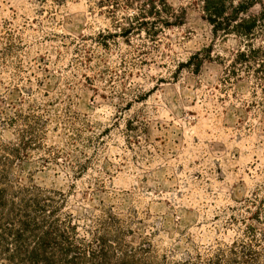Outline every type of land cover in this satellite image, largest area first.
I'll use <instances>...</instances> for the list:
<instances>
[{
  "label": "rangeland",
  "instance_id": "obj_1",
  "mask_svg": "<svg viewBox=\"0 0 264 264\" xmlns=\"http://www.w3.org/2000/svg\"><path fill=\"white\" fill-rule=\"evenodd\" d=\"M145 1L0 0V183L65 195L115 257L234 244L264 264V0H224L213 23L167 0L155 33Z\"/></svg>",
  "mask_w": 264,
  "mask_h": 264
},
{
  "label": "trees",
  "instance_id": "obj_2",
  "mask_svg": "<svg viewBox=\"0 0 264 264\" xmlns=\"http://www.w3.org/2000/svg\"><path fill=\"white\" fill-rule=\"evenodd\" d=\"M107 1L100 3L107 6ZM156 1H161V8ZM224 4V0H202L209 22L221 16ZM136 8L135 19H154L153 33L159 31V24L167 26L177 17L167 0H146ZM7 192L8 187L0 183V264H156L147 257L146 248L122 251L115 257L108 232L81 236L74 215L64 210L65 195H29V188L12 195ZM251 255L233 244L229 253L217 252L205 261L186 264H251Z\"/></svg>",
  "mask_w": 264,
  "mask_h": 264
}]
</instances>
